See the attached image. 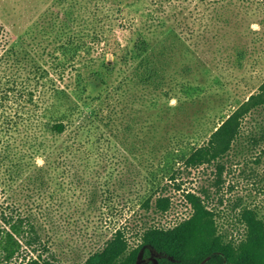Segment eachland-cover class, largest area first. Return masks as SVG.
<instances>
[{"label":"rangeland","instance_id":"obj_1","mask_svg":"<svg viewBox=\"0 0 264 264\" xmlns=\"http://www.w3.org/2000/svg\"><path fill=\"white\" fill-rule=\"evenodd\" d=\"M88 1L72 26L83 30L89 13H97L88 32L103 28L105 35L87 34V47L56 51L51 73L63 64L65 79L36 117L33 30L46 15L60 25L70 6L77 14ZM95 1L0 0V229L7 216H31L45 258L85 264L119 227L133 249L146 227L169 229L189 218L190 192L203 196L218 233L239 249L248 235L244 212L264 222V142L251 147L246 139L256 120L246 119L243 139L220 160L226 164L220 184L216 164L190 167L186 160L264 82V0H172L163 6L140 0L120 14L102 11ZM158 17L177 26L184 43L176 47L161 90L142 91L130 82L125 53L145 21L146 32L160 38L163 28L152 26ZM237 42L248 51L239 68L228 50ZM102 59L118 60L108 86L86 88L79 71ZM51 119L66 120L68 131L55 136L36 128L38 120ZM158 198L170 200L169 210L156 211ZM25 249L20 260L37 258L39 252Z\"/></svg>","mask_w":264,"mask_h":264},{"label":"trees","instance_id":"obj_2","mask_svg":"<svg viewBox=\"0 0 264 264\" xmlns=\"http://www.w3.org/2000/svg\"><path fill=\"white\" fill-rule=\"evenodd\" d=\"M137 1L140 0H96L95 3L102 11L109 8L110 11L120 14L124 7ZM168 1L172 0H154V4L160 5ZM91 3L92 1L86 2V5L81 6L77 14L75 12L76 5L70 6V10L66 14L67 20L60 25H57L58 21L50 23V20L46 19V15L43 17L45 21H40L33 30L35 59L32 60V63L34 92H37L34 102V108L37 110L36 117L40 116V110L47 104L46 95L51 93V98L54 99L61 89L58 88L59 82L61 83L65 79L64 71L66 69L63 64L55 65L56 75L51 73L55 61L59 60L56 51L67 52L71 46L81 49V43L87 47L83 42L87 34L95 35L96 39H99L100 32L105 35L103 28H100L101 30L96 34L88 32L91 21L89 19L95 20L97 13H89L91 15L83 21V30L78 31L72 26V23L80 19V13L83 14L87 4ZM85 12L88 13L89 9L87 8ZM152 20L156 21L153 17ZM179 22L181 21L179 20ZM224 24L228 26L225 22ZM146 25L147 21L136 29L125 53V60L131 64L129 68L131 71L130 82L133 83V87L153 92L161 90L167 83V79L170 77L168 70L173 67L176 47L181 42L184 43V39L177 32L176 29H179L177 26L169 24L159 17L157 23L152 26L157 29L163 28L160 30L162 32L158 33L159 36L161 35L160 38L156 32H146L150 30L146 29ZM228 50H230L229 58L234 61V66L236 65L238 68L243 66L248 56L246 47L237 42ZM117 62L103 59L90 61L89 64L86 62L84 64L85 72L84 70L80 72L77 69L79 71L77 76L83 77L86 88H91L94 91L101 90L104 86H108L111 71ZM22 95H24V91ZM248 117L256 121L252 129L247 132L246 139H249L251 147H256L264 142V82L258 91L251 94L216 126L209 139L190 154L186 164L190 167L216 164L215 183L216 185L220 184L226 171V164L220 160L224 159L243 139L245 133L243 125ZM36 128L59 136L68 131L69 123L63 119H51L44 122L38 120ZM39 149H43V146L41 145ZM69 151L72 152V149ZM52 155L54 154L50 153L47 156L45 165L50 161ZM43 168L44 166H39L38 170L42 172ZM38 181L43 183L42 178ZM187 201L191 205L192 214L175 227L169 229L158 226L146 227L141 236V244L133 249L125 228L119 227L100 249L89 255L85 264H136L143 250L146 251V255L152 251L160 255L159 264H202L209 256L210 259L206 264H264V222L258 218L254 211L246 210L243 214L248 235L246 241L238 249L227 243L218 233L214 214L207 206L203 196L189 192ZM150 203L151 197L145 201V205L149 207ZM170 205L168 198H158L156 211L166 212ZM42 243L38 226L33 217L22 214L7 216L4 218V227L0 229V264H60L54 258L48 259L43 256V253L39 251ZM25 247L32 249L33 253L39 252L37 258L24 257L20 260L23 251L26 250Z\"/></svg>","mask_w":264,"mask_h":264},{"label":"flooded vegetation","instance_id":"obj_3","mask_svg":"<svg viewBox=\"0 0 264 264\" xmlns=\"http://www.w3.org/2000/svg\"><path fill=\"white\" fill-rule=\"evenodd\" d=\"M154 258L159 259L160 258V255L155 254L153 251L150 252L149 255H146V251L143 250L141 252L140 258H139V260L137 261L136 264H153L154 263V261H153Z\"/></svg>","mask_w":264,"mask_h":264},{"label":"water","instance_id":"obj_4","mask_svg":"<svg viewBox=\"0 0 264 264\" xmlns=\"http://www.w3.org/2000/svg\"><path fill=\"white\" fill-rule=\"evenodd\" d=\"M209 259H210V256L209 257H207L203 262H202V264H206L208 261H209ZM153 261H154V263L153 264H159V262H158V259L157 258H154L153 259Z\"/></svg>","mask_w":264,"mask_h":264}]
</instances>
